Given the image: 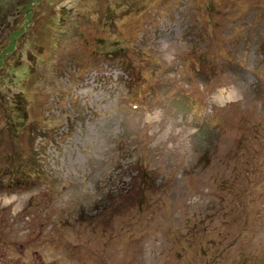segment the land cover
I'll return each instance as SVG.
<instances>
[{
    "label": "rangeland",
    "instance_id": "rangeland-1",
    "mask_svg": "<svg viewBox=\"0 0 264 264\" xmlns=\"http://www.w3.org/2000/svg\"><path fill=\"white\" fill-rule=\"evenodd\" d=\"M27 1L0 0L1 48ZM25 14L0 67V264H264V0Z\"/></svg>",
    "mask_w": 264,
    "mask_h": 264
},
{
    "label": "trees",
    "instance_id": "trees-1",
    "mask_svg": "<svg viewBox=\"0 0 264 264\" xmlns=\"http://www.w3.org/2000/svg\"><path fill=\"white\" fill-rule=\"evenodd\" d=\"M29 7H31V0H28L26 4H23L19 8V10L22 12V16H23L22 20H24V21H23V23L19 22V23L15 24L16 26L9 33V36H10L9 43L5 46H2V48L0 47V67L4 66L5 61L7 60L8 56L11 55L12 52L15 50L16 40L19 39V37L25 33V30H24L25 20L31 19V18L26 19L27 15L25 14V12L28 11ZM32 43L34 44V41H32ZM38 45H41L40 41H38ZM31 53H33V52H31ZM31 53H30V55H31ZM7 63H8V61H7ZM9 67H10V65L5 67L7 73H9V71H8ZM30 70L31 69L28 68V66L25 63H16V65L13 66V70H12L13 72L10 74L12 76H10V77L8 76V79L11 78L13 80V82L18 80L19 83L23 84L24 79H26V77L31 73ZM24 97H25L24 92H19V93H16L13 102L8 100L6 103H3V112H6V110L8 112L7 114H4L6 119H7V121H4V124L6 126H10L11 128H13V130H11V131H12V133L15 132L14 134L16 137L23 134V130H21V133H19L20 130L17 127H19L20 121H23V122L25 121V115L23 113V108L25 107V98ZM16 122H18V124H16ZM0 146H2L1 140H0ZM10 152H11L10 156L14 161H16L18 169H21L23 167L24 168L23 170H26L30 166V164H26L27 167H25L20 162V160L18 158V157H20V149L19 148H17V147L12 148L10 150ZM16 158H18L17 159L18 162H17ZM31 167H32V165H31ZM38 174H39V171L36 170L32 175L37 176Z\"/></svg>",
    "mask_w": 264,
    "mask_h": 264
},
{
    "label": "bare ground",
    "instance_id": "bare-ground-1",
    "mask_svg": "<svg viewBox=\"0 0 264 264\" xmlns=\"http://www.w3.org/2000/svg\"><path fill=\"white\" fill-rule=\"evenodd\" d=\"M83 70V69H82ZM86 70V69H85ZM92 77V76H91ZM142 84V83H141Z\"/></svg>",
    "mask_w": 264,
    "mask_h": 264
}]
</instances>
